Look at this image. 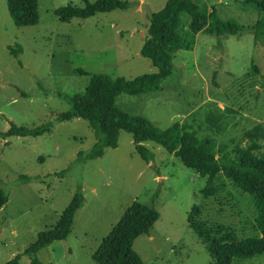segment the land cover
<instances>
[{
    "label": "rangeland",
    "instance_id": "1",
    "mask_svg": "<svg viewBox=\"0 0 264 264\" xmlns=\"http://www.w3.org/2000/svg\"><path fill=\"white\" fill-rule=\"evenodd\" d=\"M124 1L123 10L61 22L52 10L83 1L37 0V23L17 27L0 0V131L10 122L26 128L51 122L68 107L56 94L81 93L90 74L132 78L155 70L139 49L147 15L164 0ZM192 1L214 9L221 19H234L241 33L216 37L197 32L191 49L172 54L171 74L157 90L120 93L114 107L143 116L159 129L174 121L189 122L199 135L227 144L224 154L229 157L242 147L248 132L264 129V43L253 44L251 34L260 13L242 0ZM179 21L187 31L189 16L180 13ZM9 48L16 50V57ZM211 113L227 123L220 134L209 130ZM93 142L92 130L81 118L54 122L37 136L0 137V188L7 196L0 208V264L16 253V264H28L30 257L22 251L56 221L77 186L83 201L70 232L36 252L42 262L96 264L91 253L133 201L158 213L148 235L132 242L142 264L212 262L188 219L230 227L239 237L259 235L256 197L241 192L230 179L217 174L218 195L204 199V178L160 145L143 142L152 154L145 162L135 153L130 134L119 131L115 147L77 160V152L87 151ZM60 170H65L63 175L54 174ZM20 174L37 178L21 182ZM233 264H264V251Z\"/></svg>",
    "mask_w": 264,
    "mask_h": 264
},
{
    "label": "trees",
    "instance_id": "2",
    "mask_svg": "<svg viewBox=\"0 0 264 264\" xmlns=\"http://www.w3.org/2000/svg\"><path fill=\"white\" fill-rule=\"evenodd\" d=\"M82 1L79 6L67 2L52 10V13L59 21L68 22L71 18L84 19L98 12L123 10L127 7L124 0ZM242 3L260 13L251 26L252 43H264V0H242ZM5 4L15 26L37 23V0H5ZM180 13L189 16L188 30L184 32L180 29ZM147 19L146 34L139 53L150 61L155 68L153 72L132 78L111 77L105 73L90 74L81 93L56 94L68 107L56 114L51 122L33 128L15 126L10 122L6 130L0 131V137L37 136L48 132L54 122L81 118L86 120L92 130L94 142L87 151L77 152L76 159L80 161L100 156L103 148L115 147L119 131L130 134L135 153L145 162L150 160L152 154L143 142H154L167 153L176 156L183 166L204 178V186L200 191L202 198L218 195L214 179L217 174H221L230 179L241 192L257 199L259 235L239 237L230 227L207 226L205 222L188 219L190 227L212 257V262L208 264H233L234 261L259 255L264 251V129L255 128L248 132L242 147L235 149L228 157L224 154L227 144H216L211 137L199 135L189 122L174 121L168 127L159 129L143 116L114 107V99L120 93L136 95L157 90L160 83L171 74L172 54L178 49H191L197 32L216 37L237 36L242 27L234 19H221L214 9L192 0H164L162 7L149 13ZM9 53L14 57L17 55L13 48H9ZM76 71L80 75L86 74L80 69ZM19 95L26 96V93L19 91ZM209 115V130L213 129V132L220 134L227 125L226 121L219 114ZM64 172L60 170L54 174L61 176ZM36 178L22 174L17 176L21 182ZM6 200L7 196L0 188V208ZM82 201L77 186L56 221L39 231L35 240L22 251V254L30 257L28 264H51L40 261L36 252L68 235L73 215ZM157 217L154 208L131 202L100 240L90 258L96 264H142L139 255L132 249V242L139 235H148ZM19 256L16 253L2 264H16Z\"/></svg>",
    "mask_w": 264,
    "mask_h": 264
}]
</instances>
